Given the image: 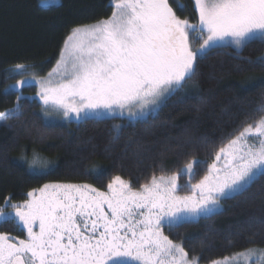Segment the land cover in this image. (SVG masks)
Masks as SVG:
<instances>
[{
  "label": "snow or ice",
  "instance_id": "6c2138e0",
  "mask_svg": "<svg viewBox=\"0 0 264 264\" xmlns=\"http://www.w3.org/2000/svg\"><path fill=\"white\" fill-rule=\"evenodd\" d=\"M111 5L109 18L72 29L47 78L34 76L15 87L34 82L43 110H62L69 119L127 114L134 121L183 89L213 51L264 44V0H194L197 23L181 19L169 0H111ZM248 63L264 68V56ZM254 111L264 113V102ZM20 115L19 108L0 112V122ZM122 127L113 126L114 139ZM200 163L153 175L139 190L116 176L107 192L89 184L50 183L29 191L22 204L6 199L5 207L15 211L0 208V224L14 221L27 237L16 241L0 233V264H198L199 257L190 258L162 229L215 214L222 210L221 199L242 195L264 178V115L220 147L208 173L193 184ZM184 175L188 181L181 185ZM182 190L189 194L179 195ZM210 264H264V249L249 248Z\"/></svg>",
  "mask_w": 264,
  "mask_h": 264
},
{
  "label": "trees",
  "instance_id": "16d2710c",
  "mask_svg": "<svg viewBox=\"0 0 264 264\" xmlns=\"http://www.w3.org/2000/svg\"><path fill=\"white\" fill-rule=\"evenodd\" d=\"M44 2V0H41ZM181 19L196 17L194 0H169ZM177 4L182 5L178 8ZM111 0H60L42 6L40 0H0V112L19 108V118L0 122V208L21 204L27 193L44 184H89L107 192L116 176L139 190L153 175H172L187 163L195 166L192 183L207 173L215 153L264 113L254 110L264 97V68L248 63L264 56V44L242 50L231 46L217 49L198 62L197 75L186 81L192 91H177L158 110L143 119L109 117L105 120L47 123L36 99L5 90L15 80L9 74L17 64L48 73L72 29L111 16ZM23 93H35L34 86ZM181 97H185L183 101ZM122 125L119 138L113 126ZM49 167L31 172L32 157ZM188 176L178 178L183 185ZM182 190L179 195H187ZM222 210L162 231L181 244L189 257L210 263L252 247H264V178L234 198L221 199ZM0 233L15 240L27 232L14 221L0 224ZM229 241L232 242L229 246Z\"/></svg>",
  "mask_w": 264,
  "mask_h": 264
},
{
  "label": "rangeland",
  "instance_id": "374dc122",
  "mask_svg": "<svg viewBox=\"0 0 264 264\" xmlns=\"http://www.w3.org/2000/svg\"><path fill=\"white\" fill-rule=\"evenodd\" d=\"M59 1H60V0H44V2H43V1L40 0V4H41L42 6H45V5H46V6H47V5H56V4L59 3ZM188 19H189V18H188ZM189 21H190L191 23H197V22H198V14L196 13V17H192V18H190ZM93 24H94V23H93ZM71 32H72V31H71ZM71 32H70V34H71ZM70 34H69V35H70ZM69 35H68V36H69ZM68 36H67V37H68ZM66 39H67V38H66ZM66 39H65V40H66ZM194 46L198 47V44H194ZM64 47H65V41H64V43H63V45H62L61 51L64 49ZM231 47H233L234 49H236L235 46H231ZM61 51H60V54H59V57H58L57 61L60 59ZM57 61H56L55 65H54V67H53L52 69H54V68L56 67V65H57ZM23 65H25V68H24V69H16L15 66L12 67V68H10V70H9V74H10L11 76H15L16 78H15V80H14L13 82L8 83V85L5 87V90H14V91H17L18 94H20L21 96H25V97H27V98H29V99H36V100L39 102V104H40L41 115H42L43 119H44L47 123L65 124V123H67V122H69V121H77V120L75 119L74 116H73L71 119L66 118V117L63 115L62 110L49 109L47 112H45V111L43 110V109H44V105H43L42 102L40 101L39 96H37V92L39 91V86H38L37 84H35L34 82L31 83V85H30V86H34V87H35V93H34V94L23 93L22 89H23L24 87H28V86H24L23 88H20V89H17V88L15 87L17 81H20V80H30V81H31V80H33V77H34V76H35L36 78H47L48 73L52 71V69H51L48 73H45L44 75H38V74H37V69H36L34 66L27 65V64H23ZM181 91H182V93H189V92L192 91V87H191L188 83L185 82L184 88L181 89ZM163 102H164V100L160 102V105H161ZM159 107H160V106H159ZM159 107H158V108H159ZM153 108H155V106L150 105L149 108L146 109V111H145V115L142 116V117H137L135 120H137V119H143V118L148 117L149 115L154 114V113L158 110V108H155V111H153ZM113 117H121V118H125V119L130 120V118L127 116V114H125V115H123V116L117 114V115H115V116H113ZM80 121H81V120H80ZM29 160H30L29 163L27 162L26 165H27V169H28L29 171H31V172H43V171H45V170L49 167V165H48L47 167L44 166V162H45V161L42 160L40 157H36V156H34V157H32L31 159H29ZM107 191H108V190H107ZM21 204H22V203H21ZM220 205H221V208H222L223 205H222V203H221V200H220ZM14 211H15V210L11 207L10 211H5V212H6V213H11V214L14 215ZM37 230H38V229H37ZM252 248H256V249H264V247H252ZM248 249H249V248H248ZM245 250H247V249H245ZM245 250H242V251H240V252H243V251H245ZM237 253H239V252H237ZM232 255H233V254H232ZM220 259H221V258H220ZM198 264H200V263H198ZM207 264H210V263H207Z\"/></svg>",
  "mask_w": 264,
  "mask_h": 264
},
{
  "label": "flooded vegetation",
  "instance_id": "af4514ba",
  "mask_svg": "<svg viewBox=\"0 0 264 264\" xmlns=\"http://www.w3.org/2000/svg\"><path fill=\"white\" fill-rule=\"evenodd\" d=\"M16 241H18V240H16Z\"/></svg>",
  "mask_w": 264,
  "mask_h": 264
}]
</instances>
